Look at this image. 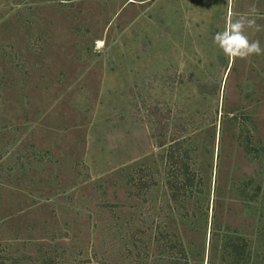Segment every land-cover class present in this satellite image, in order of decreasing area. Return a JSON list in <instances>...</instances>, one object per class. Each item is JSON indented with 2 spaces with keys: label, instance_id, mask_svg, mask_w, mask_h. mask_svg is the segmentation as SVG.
<instances>
[{
  "label": "rangeland",
  "instance_id": "374dc122",
  "mask_svg": "<svg viewBox=\"0 0 264 264\" xmlns=\"http://www.w3.org/2000/svg\"><path fill=\"white\" fill-rule=\"evenodd\" d=\"M228 11L0 0V264H264V55L214 45Z\"/></svg>",
  "mask_w": 264,
  "mask_h": 264
},
{
  "label": "clouds",
  "instance_id": "9594fccd",
  "mask_svg": "<svg viewBox=\"0 0 264 264\" xmlns=\"http://www.w3.org/2000/svg\"><path fill=\"white\" fill-rule=\"evenodd\" d=\"M67 3L68 0H60ZM228 13L222 31H218L213 36L214 45L222 54L234 63L237 59H249L253 55H264V48L259 40L249 38L247 33L260 32L264 30V25L257 23L259 16L256 6L253 4L247 12L237 13L233 11L234 0H227Z\"/></svg>",
  "mask_w": 264,
  "mask_h": 264
},
{
  "label": "trees",
  "instance_id": "16d2710c",
  "mask_svg": "<svg viewBox=\"0 0 264 264\" xmlns=\"http://www.w3.org/2000/svg\"><path fill=\"white\" fill-rule=\"evenodd\" d=\"M184 185V184H183ZM214 209L212 208V211H213ZM215 219V217H213V220ZM220 232V231H219Z\"/></svg>",
  "mask_w": 264,
  "mask_h": 264
}]
</instances>
